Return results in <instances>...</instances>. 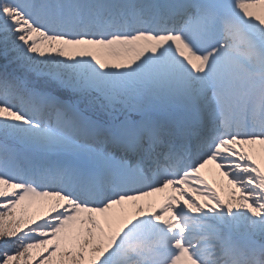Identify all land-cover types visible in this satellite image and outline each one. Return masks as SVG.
Masks as SVG:
<instances>
[{"label": "snow or ice", "instance_id": "1", "mask_svg": "<svg viewBox=\"0 0 264 264\" xmlns=\"http://www.w3.org/2000/svg\"><path fill=\"white\" fill-rule=\"evenodd\" d=\"M0 264H264V0H0Z\"/></svg>", "mask_w": 264, "mask_h": 264}, {"label": "rangeland", "instance_id": "2", "mask_svg": "<svg viewBox=\"0 0 264 264\" xmlns=\"http://www.w3.org/2000/svg\"><path fill=\"white\" fill-rule=\"evenodd\" d=\"M212 183H214V180L212 181ZM214 186H216L215 184H214ZM217 190L218 191H220V188L217 186ZM194 194V196H196V198L198 199V200H200V202H203V197H200V196H198V195H196L195 193H193ZM221 195L222 196H227V192L225 191V192H221Z\"/></svg>", "mask_w": 264, "mask_h": 264}, {"label": "bare ground", "instance_id": "3", "mask_svg": "<svg viewBox=\"0 0 264 264\" xmlns=\"http://www.w3.org/2000/svg\"><path fill=\"white\" fill-rule=\"evenodd\" d=\"M206 177L209 180V183H212V181L214 180L213 177L211 175H209L207 172L205 173ZM194 195V194H193Z\"/></svg>", "mask_w": 264, "mask_h": 264}]
</instances>
